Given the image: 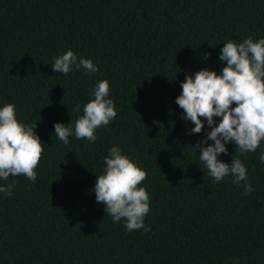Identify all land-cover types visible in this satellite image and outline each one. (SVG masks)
<instances>
[{"label": "trees", "instance_id": "16d2710c", "mask_svg": "<svg viewBox=\"0 0 264 264\" xmlns=\"http://www.w3.org/2000/svg\"><path fill=\"white\" fill-rule=\"evenodd\" d=\"M248 37L264 38V0H0V107L37 123L44 148L35 182L0 179L15 181L10 196L0 193V264H264V141L246 154L228 143L220 156L243 161L245 196L244 182L208 175L192 148L211 129L205 120L190 134L175 103L186 75H219L223 43ZM69 49L99 71L54 73V57ZM102 80L117 116L94 143L78 140L75 120ZM58 122L73 128L67 145ZM113 146L147 173L149 231H127L96 201Z\"/></svg>", "mask_w": 264, "mask_h": 264}, {"label": "clouds", "instance_id": "9594fccd", "mask_svg": "<svg viewBox=\"0 0 264 264\" xmlns=\"http://www.w3.org/2000/svg\"><path fill=\"white\" fill-rule=\"evenodd\" d=\"M208 55L205 54V59ZM219 59L225 64L219 75L210 69L186 75L175 103L183 110V119L194 125L190 134L201 133L205 120L211 129L206 139L192 148L195 152L196 148L200 149L198 157L208 175L214 182L227 176L234 177V184L244 182L243 195L247 196L253 189L248 183L243 161L234 155L229 164L222 162L220 156L228 154V143H234L235 150L246 154L255 152L264 141V38L254 41L248 37L239 43L229 40L223 43ZM73 66L77 70L83 68L88 74L99 71L91 59H78L70 49L54 57L51 65L54 73L65 76ZM109 92L107 80L97 82L94 99L83 106V114L75 120L76 139L94 143L96 129L108 126L116 118L117 111L113 100L108 98ZM75 111H80L79 104ZM217 117L220 118L218 124ZM36 125L19 121L14 104L0 107V179L7 181L10 176L23 175L32 182L36 181V169L44 152L43 143L34 131ZM67 125L59 122L54 125L55 136L65 145L73 135V128ZM208 140L213 143L208 144ZM259 161L264 164V150H261ZM104 163L106 167L97 175L92 190L96 201L105 206L106 215L114 223L123 219L127 231H149L144 218L150 211V196L146 188L140 186L147 178L146 171L123 154L118 146L109 149ZM14 184L15 181L0 186V193L10 196Z\"/></svg>", "mask_w": 264, "mask_h": 264}]
</instances>
